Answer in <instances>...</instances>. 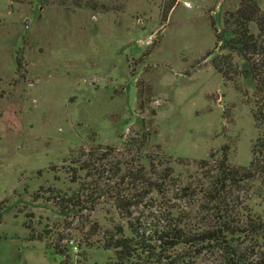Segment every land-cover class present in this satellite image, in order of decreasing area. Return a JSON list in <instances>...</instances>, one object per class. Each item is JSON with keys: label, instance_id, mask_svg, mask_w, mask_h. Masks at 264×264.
I'll return each mask as SVG.
<instances>
[{"label": "rangeland", "instance_id": "obj_1", "mask_svg": "<svg viewBox=\"0 0 264 264\" xmlns=\"http://www.w3.org/2000/svg\"><path fill=\"white\" fill-rule=\"evenodd\" d=\"M88 1L0 0V202L8 207L0 264H61L55 245L65 249V264H114L103 237L126 224L111 196L123 188L127 162L148 171L142 158L151 155L159 171L171 168L169 205L191 211L194 201L178 193L200 181L198 160L227 143L231 164L252 160L253 82L225 83L206 57L222 48L212 23L222 30L240 0H177L167 19L168 0ZM108 147L113 155L101 166ZM89 158L91 173L79 167ZM58 194L95 202L63 210ZM152 195L137 214L160 224L167 209L159 192ZM250 204L264 218V196Z\"/></svg>", "mask_w": 264, "mask_h": 264}, {"label": "trees", "instance_id": "obj_2", "mask_svg": "<svg viewBox=\"0 0 264 264\" xmlns=\"http://www.w3.org/2000/svg\"><path fill=\"white\" fill-rule=\"evenodd\" d=\"M49 1L90 7L88 0ZM177 3V0H168L163 17L167 19ZM224 22L220 31L212 23L217 33L216 46L222 48L212 49L206 57L211 58L225 83L237 77L253 82L252 111L259 136L253 144L252 160L248 165L231 164L228 143L220 149V154L212 152L209 158L198 160L202 171L200 181L182 187L178 193L194 201L196 209L191 211L169 205L166 184L175 178L171 168L159 171L151 155L142 156L148 163V171L145 163L135 170L134 162H127L131 167L118 175L123 188L113 190L111 196L126 224L115 225L103 237L105 248L115 252L114 264H185L202 255H208L211 264H264V218L250 204L253 195L264 196V10L258 0H240L237 9L228 13ZM253 24L256 31L252 30ZM18 61L21 63V57ZM142 130L141 143H148L150 131L145 127ZM112 155L111 147L102 151L99 164L102 166ZM93 156L96 155L93 153ZM93 166L95 163L89 158L79 167L91 173ZM124 184L130 187L125 188ZM153 192H159L167 209L163 217L157 218L163 220L160 224L142 220L137 214L146 197L153 200ZM56 198L63 210L92 209L95 202L93 195L58 194ZM7 209L1 201L0 225ZM54 248L63 255L61 264L67 263L65 249L59 245Z\"/></svg>", "mask_w": 264, "mask_h": 264}, {"label": "water", "instance_id": "obj_3", "mask_svg": "<svg viewBox=\"0 0 264 264\" xmlns=\"http://www.w3.org/2000/svg\"><path fill=\"white\" fill-rule=\"evenodd\" d=\"M27 23H28V21H27Z\"/></svg>", "mask_w": 264, "mask_h": 264}]
</instances>
